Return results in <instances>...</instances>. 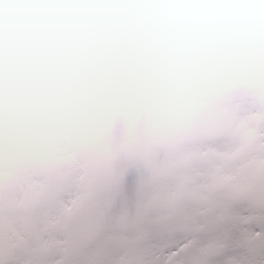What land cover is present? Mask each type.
Returning a JSON list of instances; mask_svg holds the SVG:
<instances>
[{
    "label": "rangeland",
    "instance_id": "1",
    "mask_svg": "<svg viewBox=\"0 0 264 264\" xmlns=\"http://www.w3.org/2000/svg\"><path fill=\"white\" fill-rule=\"evenodd\" d=\"M112 8L136 10L147 37L139 66L118 82L95 39L108 22L88 19L89 9ZM263 71L264 0H0V255L62 239L61 219L77 225L89 214L110 221L120 245L130 218L114 212L116 190L132 172L147 189L166 179L190 137L204 138L213 211L255 204ZM244 72L251 78L239 86ZM244 175L253 181L240 183ZM164 211L157 204L153 219ZM132 264H147L145 251Z\"/></svg>",
    "mask_w": 264,
    "mask_h": 264
},
{
    "label": "snow or ice",
    "instance_id": "2",
    "mask_svg": "<svg viewBox=\"0 0 264 264\" xmlns=\"http://www.w3.org/2000/svg\"><path fill=\"white\" fill-rule=\"evenodd\" d=\"M204 138L190 137L164 180L147 189L136 173L116 190L114 212L127 213L129 238L113 245L110 221L100 226L94 214L77 225L61 219L62 239L37 237L0 255V264H132L137 249L147 264H264V196L240 204L231 214L213 211V169ZM251 183L252 176L238 178ZM157 204L165 205L159 220Z\"/></svg>",
    "mask_w": 264,
    "mask_h": 264
},
{
    "label": "clouds",
    "instance_id": "3",
    "mask_svg": "<svg viewBox=\"0 0 264 264\" xmlns=\"http://www.w3.org/2000/svg\"><path fill=\"white\" fill-rule=\"evenodd\" d=\"M5 13L12 11L10 5H4ZM136 15L134 9H89L88 19H94L98 16H104L108 26L102 29L95 37L100 50L110 53L111 58L107 66L112 67L113 77L118 82L124 77V70L139 66L141 62L140 52L142 50V41L146 40V33L138 27L132 19ZM133 85L130 90L134 89ZM129 105L136 103L135 100H129Z\"/></svg>",
    "mask_w": 264,
    "mask_h": 264
},
{
    "label": "trees",
    "instance_id": "4",
    "mask_svg": "<svg viewBox=\"0 0 264 264\" xmlns=\"http://www.w3.org/2000/svg\"><path fill=\"white\" fill-rule=\"evenodd\" d=\"M183 11H185V10H183ZM157 12H158V14L164 12V7H160V9H158ZM242 70H244V69L242 68ZM246 70H247V69H246ZM232 74H235L234 71H233ZM263 74H264V71L261 73V75H263ZM250 78H251L250 73H248V72H244V74L241 75V82L239 83V86L244 85V83L247 82L248 80H250ZM208 84H209V85H212V87H214L215 85L227 84V82H225V80H224L223 83H218V82H216L215 80L210 79V82L208 81ZM126 88H127V87H126ZM126 88H125V89H126ZM120 106L122 107V105H120ZM121 107H120V111H124V110H123V107H122V108H121ZM219 128H220V127H219ZM219 128H218L217 131H218V132L221 131V133H220L219 135H217L216 138L219 137V136H221V134H222V132H223L222 129H223L224 127L221 128V129H219ZM173 133H174V132H173ZM176 134H179V132H176ZM115 161L119 162V159H114V160H113V163H114ZM115 172H116V174H117V170H116ZM225 172H226V171H225ZM102 173H103V172L100 173V178L103 177V174H102ZM116 174L114 173L113 175L116 176ZM97 186H98V185H97ZM97 186H95L94 188H96Z\"/></svg>",
    "mask_w": 264,
    "mask_h": 264
},
{
    "label": "bare ground",
    "instance_id": "5",
    "mask_svg": "<svg viewBox=\"0 0 264 264\" xmlns=\"http://www.w3.org/2000/svg\"><path fill=\"white\" fill-rule=\"evenodd\" d=\"M7 88V87H6ZM8 89H9V87H8Z\"/></svg>",
    "mask_w": 264,
    "mask_h": 264
}]
</instances>
